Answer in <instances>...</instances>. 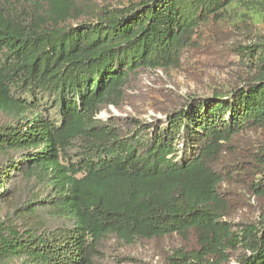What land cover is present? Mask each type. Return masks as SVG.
Masks as SVG:
<instances>
[{"label": "trees", "instance_id": "1", "mask_svg": "<svg viewBox=\"0 0 264 264\" xmlns=\"http://www.w3.org/2000/svg\"><path fill=\"white\" fill-rule=\"evenodd\" d=\"M81 4L0 0V264H101L110 241L165 264H264V220L234 222L225 188L264 213V0ZM229 22L253 39L230 80L154 122L100 117Z\"/></svg>", "mask_w": 264, "mask_h": 264}, {"label": "rangeland", "instance_id": "2", "mask_svg": "<svg viewBox=\"0 0 264 264\" xmlns=\"http://www.w3.org/2000/svg\"><path fill=\"white\" fill-rule=\"evenodd\" d=\"M104 2L117 6L128 0H79L86 7L85 10ZM257 28L259 30L260 25ZM259 32L258 36L264 42V27ZM252 40L246 27L235 26L233 22L206 25L196 45L185 52L180 67L143 70L127 89L121 106H109L101 112L100 117L138 118L145 122L165 118L169 110L181 105L189 95H204L216 84L230 80L240 60L239 46L250 44ZM225 188L232 190L234 222L244 225L264 220L258 199L247 188L236 184L231 187L225 184ZM7 206L10 207L9 211H13L18 204L10 201ZM18 213L25 215L24 210ZM104 250L101 264H165L159 250L153 249L149 243L121 248L110 241ZM235 263L233 260L232 264Z\"/></svg>", "mask_w": 264, "mask_h": 264}]
</instances>
